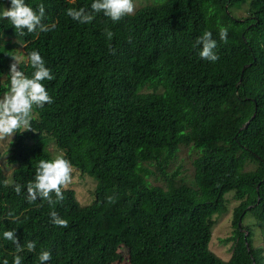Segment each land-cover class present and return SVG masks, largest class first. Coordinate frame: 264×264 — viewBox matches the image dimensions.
Wrapping results in <instances>:
<instances>
[{
  "label": "trees",
  "instance_id": "16d2710c",
  "mask_svg": "<svg viewBox=\"0 0 264 264\" xmlns=\"http://www.w3.org/2000/svg\"><path fill=\"white\" fill-rule=\"evenodd\" d=\"M25 2L43 3L44 23L56 27L20 34L0 18V97L13 57L30 78L27 54L38 50L54 76L43 82L53 102L34 106L31 129L0 153V264H12L15 245L3 232L13 229L21 245L36 244L22 264H40L42 250L52 254L47 264H109L121 250L128 264H264L254 225L244 224L251 216L264 232V0H154L119 22L98 13L88 24L66 10L93 0ZM205 31L217 42L215 62L199 56ZM51 142L95 180L91 204L67 187L54 206L26 200L38 161L54 159ZM184 149L195 154L188 178L174 167ZM15 184L25 186L20 195ZM230 194L239 205L223 260L209 246ZM52 211L68 227L52 224Z\"/></svg>",
  "mask_w": 264,
  "mask_h": 264
},
{
  "label": "clouds",
  "instance_id": "9594fccd",
  "mask_svg": "<svg viewBox=\"0 0 264 264\" xmlns=\"http://www.w3.org/2000/svg\"><path fill=\"white\" fill-rule=\"evenodd\" d=\"M11 6L0 14V18L7 19L15 31L24 34L26 29L28 33L49 32L55 29L56 25L44 23L45 7L43 3L33 8L26 4L25 0H10ZM135 12L134 0H93L90 9L81 7L68 8L66 15L80 24L91 23L95 15L103 13L113 23L121 21L126 16H131ZM104 35L110 41L114 33L105 28ZM228 29L219 28V38L227 42ZM131 43V38H129ZM196 45L202 46L199 51L201 59L215 62L219 59L214 51L217 42L213 39L211 31H205L197 40ZM112 54L115 50L112 49ZM28 63L33 72L29 78L22 72L14 58V63L10 65V90L0 97V138L12 137L21 129L30 130L33 114V107L43 108L45 104L53 102L49 95L44 81H51L54 76L51 70L46 66V62L38 50H33L27 54ZM72 164L62 155H57L54 159L38 161L35 170V176L32 181L26 185V200L29 203L35 202L38 198L47 201L50 206L62 202L64 195L62 189L68 186L72 180ZM24 185L15 184L14 191L17 195L21 194ZM54 194V195H53ZM109 203L114 197H107ZM11 215V213L9 214ZM51 223L55 226L66 228L68 221L62 218L56 211L50 213ZM18 219V218H17ZM3 238L15 245V254L13 255L12 264H22L23 257L20 255L26 248L28 251H35L36 244L34 241H26L23 245L19 243L16 230L4 231ZM40 264H47L52 259V254L48 250L40 251L38 255ZM2 264H9L4 259Z\"/></svg>",
  "mask_w": 264,
  "mask_h": 264
},
{
  "label": "rangeland",
  "instance_id": "374dc122",
  "mask_svg": "<svg viewBox=\"0 0 264 264\" xmlns=\"http://www.w3.org/2000/svg\"><path fill=\"white\" fill-rule=\"evenodd\" d=\"M154 0H134L135 4V12L143 7L147 6L149 4H152ZM8 4V5H7ZM11 3L9 0H0V10L4 11L7 8H10ZM3 13V12H2ZM238 16L245 17L247 15L246 10L239 11ZM19 51H22V47L19 48ZM19 59H22V57H19ZM5 76L2 77L4 79ZM14 135L12 137H3L0 138V153L3 155L11 148V142L13 141ZM49 151L51 152L52 156L55 158L57 155H62V152H60L56 145L51 142L49 147ZM192 151L190 150H182L177 158V161L173 163L174 167L181 168V171L183 172L184 176L188 178V176L192 175L191 171V160L195 158V154L193 157H191ZM2 165L4 166L6 173H11V168H7V155L3 157ZM72 171V180L71 183L66 186L67 188L74 189L79 201L82 204H91L94 201L93 195L94 190L96 186L95 180L80 171V169L73 167ZM231 202L228 205V211L222 216H217L216 224L213 227V235H212V241L210 242V250L219 256L223 260H229L231 257V247L232 243H225L224 240L227 238H230L234 235V222H235V208L239 205L238 202H236L232 194L228 195L227 197ZM246 225H254V232H255V244L256 248H262L264 251V232L261 229L259 223L256 221V219H253V217L248 216L245 218ZM121 253H123L122 259H119V255L112 258L109 264H128V255L125 250H121Z\"/></svg>",
  "mask_w": 264,
  "mask_h": 264
}]
</instances>
